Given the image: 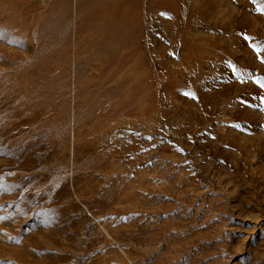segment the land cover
Masks as SVG:
<instances>
[{"label": "rangeland", "instance_id": "1", "mask_svg": "<svg viewBox=\"0 0 264 264\" xmlns=\"http://www.w3.org/2000/svg\"><path fill=\"white\" fill-rule=\"evenodd\" d=\"M261 6L0 0V264H264Z\"/></svg>", "mask_w": 264, "mask_h": 264}, {"label": "snow or ice", "instance_id": "2", "mask_svg": "<svg viewBox=\"0 0 264 264\" xmlns=\"http://www.w3.org/2000/svg\"><path fill=\"white\" fill-rule=\"evenodd\" d=\"M257 11H259V12H264V6H261L260 8H258ZM245 38H246V39H251V38H249V37H245ZM254 47H256L257 50H259V46H258V45H254ZM257 83L261 84V86H264V78H259V79L257 80ZM186 94L190 95V93H186Z\"/></svg>", "mask_w": 264, "mask_h": 264}]
</instances>
